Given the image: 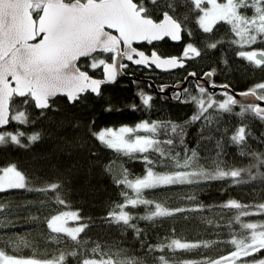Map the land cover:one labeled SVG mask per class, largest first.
Masks as SVG:
<instances>
[{
	"label": "trees",
	"instance_id": "trees-1",
	"mask_svg": "<svg viewBox=\"0 0 264 264\" xmlns=\"http://www.w3.org/2000/svg\"><path fill=\"white\" fill-rule=\"evenodd\" d=\"M133 1L145 15L158 20L167 12L182 27L179 43L165 37L139 47L166 56L188 44L193 52L188 67L195 74L208 70L216 83L264 93L258 86L264 82V61L239 52L235 22L217 19L204 28L194 0ZM222 1L234 3L239 16L250 17L257 7L264 10V0ZM263 31L253 47L264 49ZM110 54L97 53L77 64L100 77L101 64L94 61L108 60ZM123 70L155 84L173 81L178 73L157 74L129 63ZM145 92L150 93L147 100L142 99ZM227 96L192 87L179 101L164 100L146 83L135 85L120 76L102 84L96 95L85 91L73 102L56 96L43 109L29 95L12 96L9 123L0 128L5 132L0 167L20 169L28 190L0 193V252L38 261L63 253V264L100 259L99 252L91 251L97 245L110 254L104 259L125 264H205L227 258L248 240L249 222L264 229V116L247 105L221 106L219 101ZM138 122L143 125L136 132L152 138L144 150L111 147L98 135L106 127ZM34 134L39 139L30 143ZM13 135L19 143L12 142ZM148 169L184 176L133 186ZM54 184L60 187L53 189ZM64 209L76 210V222L86 226L77 242L48 227L49 219ZM110 212L126 213L128 224L114 222ZM259 248L264 244L241 258L264 257V252L250 255Z\"/></svg>",
	"mask_w": 264,
	"mask_h": 264
},
{
	"label": "water",
	"instance_id": "water-1",
	"mask_svg": "<svg viewBox=\"0 0 264 264\" xmlns=\"http://www.w3.org/2000/svg\"><path fill=\"white\" fill-rule=\"evenodd\" d=\"M33 4L41 5L36 16ZM181 33L180 23L170 14L163 12L155 20L133 0H0V128L9 123L12 96L29 95L35 107L43 109L56 96L73 102L85 91L96 95L102 84L114 82L117 76L135 85L147 82L170 101H179L187 83L193 81L209 95L223 92L230 105L251 106L264 116V98L252 89L235 90L216 83L208 70L190 71L183 80L162 83L159 88L150 78L124 72L126 63L162 72L183 66L176 55L162 56L155 49L147 53L137 46L165 37L179 43ZM102 51L113 53L111 60L101 63V77L78 66L79 59ZM254 57L264 61L261 51ZM174 92L179 95L173 97Z\"/></svg>",
	"mask_w": 264,
	"mask_h": 264
},
{
	"label": "rangeland",
	"instance_id": "rangeland-1",
	"mask_svg": "<svg viewBox=\"0 0 264 264\" xmlns=\"http://www.w3.org/2000/svg\"><path fill=\"white\" fill-rule=\"evenodd\" d=\"M198 6L201 8V11L198 16V21L201 26L204 28L210 26L217 19H227L235 22L237 27V37H238V49L239 52L244 54L247 58H254L253 54L256 51L264 52V49H259L253 47L254 42L258 39L259 32L264 30V10L260 7L256 8L254 15L250 17L239 16L235 11V5L232 2L222 1V0H194ZM207 4L206 7H203L204 4ZM33 9V6H32ZM264 34V31H263ZM101 60L96 58L94 64H100ZM258 86L264 87V82L260 83ZM261 97L264 98V93L261 94ZM214 99L210 98L209 102H212ZM202 102V101H200ZM228 102V97L223 98L219 101L221 106H225ZM143 125V122H138L135 125L122 124L116 127H106L99 131V137L105 141L111 147L122 148L125 150H144L152 143V138L148 135L139 134L136 132V129L140 128ZM2 132L0 136L3 135ZM10 134L9 132H6ZM12 135V134H11ZM14 136V135H13ZM13 165H8L5 168L9 169L8 176L9 178L16 179L19 181V175H24L22 171L15 167L17 171H11ZM19 173V175L17 174ZM184 175L182 173H169V174H156L148 169L144 176L136 179L132 182L133 186H145L152 184L165 183L174 179L182 178ZM72 212H76L73 209H64L53 216H63L67 218ZM52 216V217H53ZM51 217V218H52ZM50 218V219H51ZM49 219V220H50ZM249 226L252 227V232L248 240L242 245V247L237 248L232 251L227 258L217 259L205 264H260V260L264 259H245L241 258L242 255L248 251L256 249L257 246L264 244V229L255 228V223L249 222ZM54 227H58V222L53 223ZM82 226L81 223L76 222V220L69 219L67 227L72 230V234L75 235L76 231ZM183 244V243H178ZM2 253V252H0ZM3 256H0V264H10L9 257H14L17 259H32L27 257H16L3 253ZM38 261V260H36Z\"/></svg>",
	"mask_w": 264,
	"mask_h": 264
},
{
	"label": "snow or ice",
	"instance_id": "snow-or-ice-1",
	"mask_svg": "<svg viewBox=\"0 0 264 264\" xmlns=\"http://www.w3.org/2000/svg\"><path fill=\"white\" fill-rule=\"evenodd\" d=\"M46 106V105H45ZM102 138V137H101ZM39 139L38 134H34L31 137H29V142L34 143ZM13 143H19L17 138L15 136L12 137ZM5 143L4 138L0 136V145H3ZM237 143H239V140H237ZM11 171H17L15 169V166L13 165L11 168ZM9 169L5 167H0V193L7 192L9 190H28L27 187V181L23 178L22 175H19V181L13 178H9L8 176ZM236 173H234L235 175ZM221 176H223V173H221ZM60 187L59 184H54L52 186L53 189H56ZM60 203H64L62 200L59 201ZM135 206V205H134ZM109 216H114V222L119 223L123 221L124 224H128L130 217L127 216L126 213L121 212V214H114L113 212H110ZM69 219L78 220L79 215L76 212H72L67 218H64L63 216H53L48 221V227L51 230L52 233H65L66 235L71 236V239L74 242H77L78 235L84 231V227L81 226L77 231L76 234H72V230L67 227ZM58 222L59 226L54 227L53 223ZM52 239H56V237H51ZM178 242L173 241V244H176ZM169 248L172 247V245H168ZM164 246H159V250L163 251ZM93 255H96L97 252L100 253V259H85L83 264H125L124 261H119L116 259H104V256H109V253H104L100 251L99 245H97L95 248L91 249ZM264 252V248H259L256 250L255 253H250V255H259V253ZM3 253H0V256H3ZM71 255L75 257L77 255V252H72ZM119 255V254H117ZM65 255L61 253L59 256H53L50 259L44 260V261H36L32 259H17L14 257H9L10 264H63V261L65 260ZM260 264H264V259L260 260Z\"/></svg>",
	"mask_w": 264,
	"mask_h": 264
},
{
	"label": "flooded vegetation",
	"instance_id": "flooded-vegetation-1",
	"mask_svg": "<svg viewBox=\"0 0 264 264\" xmlns=\"http://www.w3.org/2000/svg\"><path fill=\"white\" fill-rule=\"evenodd\" d=\"M40 7H41V5L40 4H33V9L31 8V11H32V14L34 15V16H36L37 14H38V12H39V10H40ZM35 9H38V12L35 14L34 13V11L33 10H35ZM156 42V41H155ZM138 46V45H137ZM139 47V46H138ZM190 46L188 45V44H182V45H180L179 46V48H178V53L177 54H174V55H176L177 57H178V59H182L183 61H184V65L183 66H181V67H177V68H175V69H173V70H169V71H163V72H166V73H168L167 75H170L171 73H173V75L174 74H176V72H178L176 75H174V80L173 81H160L158 84H155L156 86H157V88H159V85L160 84H162V83H174V82H176V81H179V80H183L184 79V77H185V75L188 73V72H190V71H192V72H194L193 70H191L190 69V67H188V61H189V59H190V57H192L193 56V53H189L190 51H191V49L189 48ZM139 48H141V47H139ZM144 50V49H143ZM151 50V49H150ZM150 50H144L145 52H149ZM97 53H111L110 55L112 56V51H102V52H96V53H94L93 55H91L90 57H85V58H88V59H90V58H92L94 55H96ZM161 55V54H160ZM162 56H164V55H162ZM109 60H111V58L110 59H108V60H102V58H101V62H100V64L102 63V62H104V61H109ZM137 67H140V66H137ZM145 68V67H144ZM145 69H147V70H151V69H154L153 70V73H163L162 71H158V70H156L154 67H152V66H150L149 68H145ZM171 71V72H170ZM169 72H170V74H169ZM198 74H200V73H198ZM101 77V76H100ZM143 77H145V76H143ZM147 77V76H146ZM143 83H146V85H148V87H150L151 88V90L153 91V93H156L154 90H153V87L151 86V85H149L147 82H143ZM192 87H194V88H199L200 90H203L201 87H198V86H196L195 84H194V82L193 81H190V82H188L187 83V87H186V89H188V88H192ZM185 89V90H186ZM185 90H183L182 91V94H181V98H182V96H183V94H184V92H185ZM157 94V93H156ZM144 96L142 97V99H148L149 97H150V93L148 92H145V94H143ZM179 95V93L178 92H174L173 94H172V96L173 97H177ZM211 96H213V95H211ZM228 97V96H227Z\"/></svg>",
	"mask_w": 264,
	"mask_h": 264
}]
</instances>
